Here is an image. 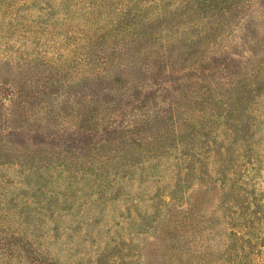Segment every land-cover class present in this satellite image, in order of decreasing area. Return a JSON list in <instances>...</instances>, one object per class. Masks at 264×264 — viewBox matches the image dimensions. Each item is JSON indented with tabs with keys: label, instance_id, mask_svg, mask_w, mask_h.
I'll return each instance as SVG.
<instances>
[{
	"label": "rangeland",
	"instance_id": "obj_1",
	"mask_svg": "<svg viewBox=\"0 0 264 264\" xmlns=\"http://www.w3.org/2000/svg\"><path fill=\"white\" fill-rule=\"evenodd\" d=\"M0 264H264V0H0Z\"/></svg>",
	"mask_w": 264,
	"mask_h": 264
},
{
	"label": "trees",
	"instance_id": "obj_2",
	"mask_svg": "<svg viewBox=\"0 0 264 264\" xmlns=\"http://www.w3.org/2000/svg\"><path fill=\"white\" fill-rule=\"evenodd\" d=\"M2 96L3 95H0V99H1ZM0 248H3L4 250H6L8 248V246L0 244Z\"/></svg>",
	"mask_w": 264,
	"mask_h": 264
}]
</instances>
